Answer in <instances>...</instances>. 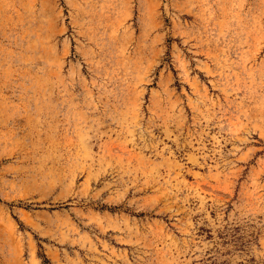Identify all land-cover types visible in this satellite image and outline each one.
Returning <instances> with one entry per match:
<instances>
[{"label": "rangeland", "instance_id": "374dc122", "mask_svg": "<svg viewBox=\"0 0 264 264\" xmlns=\"http://www.w3.org/2000/svg\"><path fill=\"white\" fill-rule=\"evenodd\" d=\"M0 264H264V0H0Z\"/></svg>", "mask_w": 264, "mask_h": 264}]
</instances>
